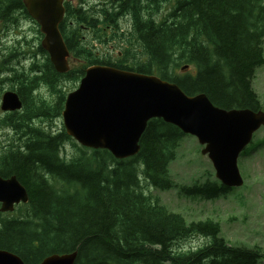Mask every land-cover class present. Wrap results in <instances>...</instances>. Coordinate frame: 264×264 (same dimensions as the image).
<instances>
[{"label": "trees", "instance_id": "16d2710c", "mask_svg": "<svg viewBox=\"0 0 264 264\" xmlns=\"http://www.w3.org/2000/svg\"><path fill=\"white\" fill-rule=\"evenodd\" d=\"M85 5L67 1L60 24L71 56L85 59L81 66L58 72L42 45L38 75L13 65V49L6 50L11 60L0 56L1 72H7L0 78L23 99L22 110L4 116L17 135L0 146V177L16 176L29 195L14 214L0 212V249L26 264L73 251L75 264H259L261 248L231 245L218 221L188 223L144 190L142 178L161 190L175 186L170 165L187 136L178 126L151 119L138 154L119 159L108 149L80 145L65 127L54 128L53 119L62 115L66 81L80 82L96 64L158 75L226 109H263L254 80L264 64V0H107L93 12ZM16 12L30 18L23 0H0L1 23H13ZM122 18H130L131 29H123ZM86 29L99 43L117 42L122 55L97 56L95 45L82 43ZM39 87L55 101L37 97ZM68 143L73 151L65 154ZM233 189L209 176L181 191L212 200ZM195 235L208 240L177 248V241Z\"/></svg>", "mask_w": 264, "mask_h": 264}, {"label": "water", "instance_id": "95a60500", "mask_svg": "<svg viewBox=\"0 0 264 264\" xmlns=\"http://www.w3.org/2000/svg\"><path fill=\"white\" fill-rule=\"evenodd\" d=\"M43 33L42 46L58 72L70 70V50L60 30L65 0H23ZM23 102L15 91L3 95L2 108L16 110ZM68 135L81 145L105 148L119 158L136 155L148 122L162 118L184 133L198 137L203 154L212 160L222 184H244L238 158L264 125V110L216 106L205 93L188 95L161 77L109 65L87 67L78 88L71 91L62 111ZM29 202L25 186L16 176L0 177V211ZM77 251L54 253L39 264H75ZM0 264H26L16 253L0 249Z\"/></svg>", "mask_w": 264, "mask_h": 264}, {"label": "rangeland", "instance_id": "374dc122", "mask_svg": "<svg viewBox=\"0 0 264 264\" xmlns=\"http://www.w3.org/2000/svg\"><path fill=\"white\" fill-rule=\"evenodd\" d=\"M107 0H72L74 5H85L90 11L99 9ZM170 6L166 4L163 11L158 14V17H162L167 13V8ZM16 20L10 25L6 23L1 24L0 31V56L4 58L8 52L2 54L1 49L4 45L10 46L12 42L9 38H5L4 32L7 29L13 27L17 22H21L26 27L29 25L28 30L31 31L33 37L38 35L41 42L42 35L39 30V25L29 18L24 12H16ZM28 20L27 22H23ZM99 26L100 20H99ZM121 24L123 29H131L130 18H122ZM127 28V29H126ZM123 33H118L117 38H121ZM96 35L94 38L91 31L86 29L84 31L82 43L95 45V54L97 56L111 55L116 57L119 52L122 51L120 47H116L115 43L110 42L107 44L99 43ZM7 39V41H5ZM38 43V42H37ZM112 46H114L112 48ZM6 51V50H4ZM25 48H21V52H25ZM11 54H8L6 58L11 60ZM13 65H20L19 62L24 63V57L16 54ZM39 60H36L38 65H41V59L44 56L39 52ZM140 56L145 59L143 54ZM19 58V59H18ZM4 60V59H3ZM3 60L0 61V76L6 77L7 72H1V66ZM71 67H79L85 59L81 57L70 56ZM8 63V61H6ZM20 69V68H18ZM22 70V69H20ZM18 71V70H17ZM30 72V71H29ZM180 72H183L182 70ZM21 73V71H18ZM80 82L66 81L64 90L67 95L78 88ZM254 87L264 109V64L257 68L256 78L254 80ZM11 89V83L2 80L0 78V146L6 141L15 137L16 131L11 127L7 129L8 121L4 118L6 112L1 108L2 95L6 90ZM37 97H44L49 101H55V95H53L46 87H39L35 91ZM67 97V96H66ZM41 121V118L35 119L36 124ZM46 129H49L50 122L43 123ZM53 127L62 129L64 127L63 116L60 115L53 119ZM201 145L198 139L194 136L187 135L182 140L179 149L177 150V157L170 165V172L175 181V186L171 189L161 190L155 186L147 183L142 178L144 190L147 194L159 197L161 204L165 205L169 210L181 213L188 223L192 221L213 219L218 221L221 225V234L226 241L231 245H242L246 247H259L263 250V257L259 261V264H264V126H262L254 134L253 141L248 145L246 151L241 153L238 159L239 168L242 176L245 179L244 185L241 187H234L227 195L217 199H202L193 198L187 196L181 191L182 186H189L195 180H205L206 178L216 177L215 169L211 160L207 155L203 154ZM73 151V146L68 143L66 145L65 154H70ZM143 166L141 165V168ZM12 212L11 214H14ZM208 238L202 235H195L186 238L178 242V249H190L197 248L207 242Z\"/></svg>", "mask_w": 264, "mask_h": 264}, {"label": "flooded vegetation", "instance_id": "af4514ba", "mask_svg": "<svg viewBox=\"0 0 264 264\" xmlns=\"http://www.w3.org/2000/svg\"><path fill=\"white\" fill-rule=\"evenodd\" d=\"M25 21L27 22L28 20H24L23 22ZM0 26H1V22H0ZM28 28H30L29 25L26 27V25H24L23 23L21 24V22L19 21L18 25L14 24L12 28L7 29L4 32V35L5 38L10 39L12 45L10 46L4 45L3 48L4 49L12 48L14 50L19 49L18 53L19 55L24 57V63L19 62L20 65H16V67L24 70L25 72L30 71L31 74L38 75L37 73L41 72L42 68L40 65L33 67V64H38L36 60H39L40 57L39 56L40 39L38 38V35L37 37L36 35L33 37L31 31L28 30ZM21 48H25L26 51L22 53ZM7 129L10 130L11 127L8 126Z\"/></svg>", "mask_w": 264, "mask_h": 264}, {"label": "bare ground", "instance_id": "6f19581e", "mask_svg": "<svg viewBox=\"0 0 264 264\" xmlns=\"http://www.w3.org/2000/svg\"><path fill=\"white\" fill-rule=\"evenodd\" d=\"M239 159V158H238ZM239 165V164H238ZM240 169V168H239ZM241 172V171H240Z\"/></svg>", "mask_w": 264, "mask_h": 264}]
</instances>
